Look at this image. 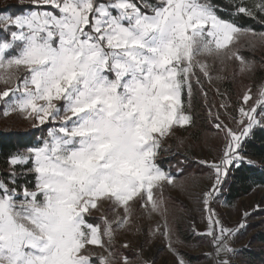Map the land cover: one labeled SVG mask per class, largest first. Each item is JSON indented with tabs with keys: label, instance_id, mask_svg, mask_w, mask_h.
<instances>
[{
	"label": "snow or ice",
	"instance_id": "obj_1",
	"mask_svg": "<svg viewBox=\"0 0 264 264\" xmlns=\"http://www.w3.org/2000/svg\"><path fill=\"white\" fill-rule=\"evenodd\" d=\"M240 14L264 25V0L234 4ZM0 31V115L47 126L36 144L9 155L10 176L0 179V264H133L112 246L136 206L162 216L153 234L163 228L169 238L163 188L183 169L173 175L158 157L177 127L193 124L184 95L190 107L195 82L207 98V57L251 71L253 62L230 46L248 37L254 49L264 30L221 17L211 0H30L27 9L0 13ZM220 107L238 130L209 109L224 144L218 160L196 161L211 170L201 235L211 238L205 255L213 264H231L228 238L237 230L224 227L210 204L231 168L253 163L242 144L264 127V84L255 99L244 92L237 115L228 103ZM18 168L32 175L28 185L17 183Z\"/></svg>",
	"mask_w": 264,
	"mask_h": 264
},
{
	"label": "rangeland",
	"instance_id": "obj_2",
	"mask_svg": "<svg viewBox=\"0 0 264 264\" xmlns=\"http://www.w3.org/2000/svg\"><path fill=\"white\" fill-rule=\"evenodd\" d=\"M248 39V37H241L239 45L233 50H239L246 60L253 62L251 71L241 73L239 61L235 59H227L224 56L207 57L213 80L211 84L204 80L207 98L203 97V104L206 106L207 119L214 131L202 142L195 144L188 138L189 133L185 130L188 126L177 127L175 135L165 141L164 150L158 157V160L167 159L168 166L163 170L173 175H177L178 168L183 169L173 185L166 184L163 188L162 211L170 229L169 238L161 234L163 228L161 233L153 234L156 226L163 223V217L155 214L149 217L138 206L134 208L129 227L117 233L112 246L113 251L128 256L133 264H145V262L147 264H179L181 258L184 264H213L205 255L212 251L211 238L201 235L207 231L208 227L207 213L201 203V194L211 184V170L196 161L218 160L223 148L224 133L214 127V118L209 115V109L213 114L219 112L220 121L238 130V126L230 116L225 114V110L220 105L228 103L230 105L228 111L232 115H237L236 108L241 103L244 92L251 89L255 99L258 86L264 84V44L257 42L256 47L252 49L247 47ZM245 51H249L250 56H246ZM217 76L220 79H216ZM217 89L220 94H217ZM0 110L2 111V107ZM245 160L247 161L246 157ZM226 178L227 176L223 178L220 191L210 207L224 227L237 230L234 236L228 238V243L234 250L229 254L228 259L231 264H243L241 251L253 249L264 253V246L252 242V237L257 232H264V189H256L249 196L239 199L234 205L227 206L219 196ZM245 212L249 213L246 218ZM260 213L263 215L261 218L258 217ZM98 217L97 213L89 219L95 223ZM109 218H114L112 213H109ZM242 221L245 226L240 228ZM124 243L129 244L127 249L121 247ZM88 247L92 248V246Z\"/></svg>",
	"mask_w": 264,
	"mask_h": 264
},
{
	"label": "trees",
	"instance_id": "obj_3",
	"mask_svg": "<svg viewBox=\"0 0 264 264\" xmlns=\"http://www.w3.org/2000/svg\"><path fill=\"white\" fill-rule=\"evenodd\" d=\"M141 0H136L140 4ZM241 0H211V3L218 7V14L225 19H234L235 22L243 27L255 29L257 31L264 30V25L259 24L255 20L240 15H233L234 4L240 3ZM254 0H243V3L251 5ZM147 3L154 4L156 0H147ZM20 5L15 0L3 1L0 3V13L4 10L16 12L20 8L27 9L30 6ZM239 42L233 46L237 48ZM246 56H250L249 51H245ZM203 87L205 89L204 79ZM204 95L199 86L193 82V93L190 99L187 94L183 99L185 108L193 117V124L186 127L188 138L195 144L202 142L212 133L213 126L207 119L206 106L203 104ZM0 112H2L0 110ZM46 125L33 127L29 120L21 116L3 117L0 115V179L7 180L10 176V167L8 157L10 154L33 146L37 143V138L46 136ZM242 153L248 160L253 161L252 164L247 162L239 167H233L229 170L226 181L224 182L220 198L224 200L227 206L234 205L239 199L249 196L256 189H264V128L254 127L251 133L243 140ZM167 159L158 160V164L162 169H165ZM32 180V175L25 172L23 169L17 170L16 181L19 185H28ZM263 215H258L261 218ZM92 222V221H90ZM252 242L264 246V232H257L252 237ZM244 259L243 264H264V253L253 249H245L240 252Z\"/></svg>",
	"mask_w": 264,
	"mask_h": 264
},
{
	"label": "crops",
	"instance_id": "obj_4",
	"mask_svg": "<svg viewBox=\"0 0 264 264\" xmlns=\"http://www.w3.org/2000/svg\"><path fill=\"white\" fill-rule=\"evenodd\" d=\"M3 1H9V0H0V3L1 2H3ZM17 3H19L20 5H27V6H30V0H15ZM26 6V7H27ZM11 12H14V11H11ZM0 36H2L3 35V33H2V31H0ZM15 115H17V114H13V115H11V116H15ZM18 116H20V115H18ZM22 117V116H21ZM23 118V117H22Z\"/></svg>",
	"mask_w": 264,
	"mask_h": 264
},
{
	"label": "built area",
	"instance_id": "obj_5",
	"mask_svg": "<svg viewBox=\"0 0 264 264\" xmlns=\"http://www.w3.org/2000/svg\"><path fill=\"white\" fill-rule=\"evenodd\" d=\"M262 128H264V127H262Z\"/></svg>",
	"mask_w": 264,
	"mask_h": 264
}]
</instances>
